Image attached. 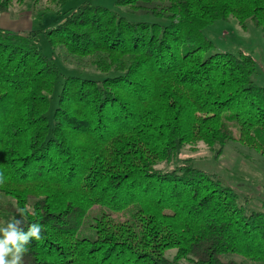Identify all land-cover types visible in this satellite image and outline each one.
Segmentation results:
<instances>
[{"label":"trees","instance_id":"1","mask_svg":"<svg viewBox=\"0 0 264 264\" xmlns=\"http://www.w3.org/2000/svg\"><path fill=\"white\" fill-rule=\"evenodd\" d=\"M10 2L1 0L0 11ZM115 5L161 22L84 1L47 30L0 27V193L12 199L0 212L42 225L23 264H238L226 254L264 263V211H246L232 187L189 157L157 167L196 140L218 146L216 155L238 140L264 158L255 60L242 50L211 52L203 32L232 17L264 38V0ZM41 33L62 56L117 72L100 82L66 76L52 125L46 112L59 67L39 50ZM95 205L104 211L90 224L94 237H78Z\"/></svg>","mask_w":264,"mask_h":264},{"label":"rangeland","instance_id":"2","mask_svg":"<svg viewBox=\"0 0 264 264\" xmlns=\"http://www.w3.org/2000/svg\"><path fill=\"white\" fill-rule=\"evenodd\" d=\"M1 1V0H0ZM88 1L93 5H101L112 10H116L121 15L130 20H145L149 22L160 21L153 15H146L139 11H134L129 7H117L116 0H66L65 3L55 5L51 0H11L6 11H0V27L10 31L26 32L29 30H47L59 24L65 12L76 8L82 2ZM204 34L212 41L210 49L214 51H227L237 53L242 50L250 54L256 65V72L252 78L255 83L264 86V38L262 30L247 20L245 28H241L236 20L229 17L227 20H215L207 25ZM39 50L52 59L59 67V78L55 83L52 93L49 96V107L46 116L49 125L53 123L52 115L56 107L61 85L66 76L75 75L85 79L102 81L104 78L117 74L110 70L106 73L97 70L87 62L79 61L74 57H66L59 54L58 49L51 47L43 33L39 34L37 42ZM209 51V52H210ZM233 135H237V130L233 127ZM218 146L213 149L205 143L196 140L192 144L179 147L176 156L171 162H160L158 168L171 169L184 158H191L194 166L209 173L215 174L223 184L232 187L238 194V203L246 211H264V158L253 148L242 144L238 140L228 141L219 155H216ZM12 202V199L0 193V205ZM104 211L100 206H93L85 218L81 228L77 232L78 237H94V230L90 224L93 218ZM108 212V210H107ZM109 215L116 220H126L130 216L129 211L110 212ZM17 213L0 212V222L9 220ZM176 250L165 251L167 258L173 260ZM226 259H234L238 264H264L253 262L236 254H226ZM176 264H193L188 259H180Z\"/></svg>","mask_w":264,"mask_h":264},{"label":"clouds","instance_id":"3","mask_svg":"<svg viewBox=\"0 0 264 264\" xmlns=\"http://www.w3.org/2000/svg\"><path fill=\"white\" fill-rule=\"evenodd\" d=\"M3 182L0 177V183ZM27 227V231L24 227ZM42 225L28 223L23 215L0 222V264H23L30 242L41 239Z\"/></svg>","mask_w":264,"mask_h":264}]
</instances>
